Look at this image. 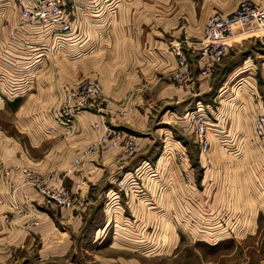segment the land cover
I'll return each mask as SVG.
<instances>
[{
	"label": "crops",
	"instance_id": "1",
	"mask_svg": "<svg viewBox=\"0 0 264 264\" xmlns=\"http://www.w3.org/2000/svg\"><path fill=\"white\" fill-rule=\"evenodd\" d=\"M238 1L75 0L78 10L73 14L72 31L57 39L58 35L53 36L49 29L41 30L36 23L20 21L12 0L0 1V5H5L0 12V101L1 98L3 101H17L14 108L0 109V117L4 114L8 117L6 127L0 124V264L57 262L74 243L73 239L79 238L86 223H91L88 227L91 226L93 241L102 240V234L111 228L109 247L121 250L124 249L121 246L126 244L142 245V233L135 236L133 233L146 227L152 233L159 229L157 213L160 212V199L165 198H168V211L164 217L174 209L176 198L184 200L187 197L190 200L186 205L191 206V213L187 216L193 217L194 221L201 218H198L201 216L196 210L198 207L204 213L202 218L214 222L213 215H217L224 204L227 207L223 212L225 217L221 219L225 221L227 215L231 216V225L237 224L235 228H251L256 216L264 215L261 145L258 140L253 145H246L243 139L246 134L255 139L254 118L263 107L259 96L250 94L248 99H242L233 95L231 99H218L220 105L214 106L213 113L216 125L207 133V137L212 136V130L224 136L231 134V141L224 144H212L208 138L211 151L217 146L230 160L238 161L236 153L243 157L245 151H249L247 158L250 163L247 164L253 170L248 175L251 190L243 193L239 184L244 180L240 168L233 170L237 175L236 189L229 191L225 184V174L229 173L228 157H220L219 160L207 157L196 161L202 168L198 189L192 187L196 192L191 188L189 192L175 193L173 188H167L162 193L164 198H160L151 181L168 180L173 187V183L180 181L181 173L192 175L196 167L190 161L185 146L171 142V139L165 141L172 138L166 130L156 156L137 161L133 157L138 152L125 157L121 145L109 148L106 143L98 142L99 135L108 132L105 127L112 101L179 103L183 100L188 103L208 89L206 76L196 73L195 77L191 73L196 65L193 49L198 47L207 16L230 13ZM175 42L183 46L188 64L187 74L180 82L171 78L176 64L169 47ZM93 54L102 59L98 66L104 73L98 74L97 78L100 94L91 106L74 112L72 126L66 129L54 122L52 112L64 100L72 80L81 75V68L78 63L48 61V58L58 56L75 61ZM95 64H92L93 68ZM216 66L210 73L212 76ZM239 66H231V75ZM253 66L250 63L244 68L250 70ZM33 88L34 91L29 93ZM222 100L225 103H221ZM204 104L209 103L195 100L193 107H204ZM224 104H235L230 111L235 119L231 126L224 116L227 115ZM246 111L247 114L244 113ZM169 118L173 116L169 115ZM240 118H245V121ZM178 120L185 131L184 121ZM241 123L246 124L241 126ZM233 134L237 138L232 137ZM179 148L184 149L187 155L183 164L175 162L173 150ZM22 168L34 172L49 187L58 184L67 188L77 187L84 197L85 207L72 210L47 205L41 193L24 182ZM135 168L139 173L134 187L144 186L146 195H140L136 188L131 191L127 202L122 195L120 202H116V179L132 173ZM186 169L188 173L184 172ZM191 195L196 202L191 200ZM141 198L150 199L151 208L145 206ZM9 199L16 201V209L9 208ZM194 205L196 208L192 207ZM99 212L103 216L101 225H97ZM168 219L171 222L177 220L174 216ZM129 224H133L131 230ZM99 258L101 263H105L111 256L100 255ZM114 259L127 261L121 256Z\"/></svg>",
	"mask_w": 264,
	"mask_h": 264
},
{
	"label": "rangeland",
	"instance_id": "2",
	"mask_svg": "<svg viewBox=\"0 0 264 264\" xmlns=\"http://www.w3.org/2000/svg\"><path fill=\"white\" fill-rule=\"evenodd\" d=\"M4 7L5 5H0V12H3L2 10ZM240 32L249 33V35L250 33H254L250 31H242V29L234 31L235 34ZM229 42L232 43V48L223 58L225 60L227 59L226 61L228 62L224 63V60H222L221 63L223 64L219 63L216 66L215 75L212 76L210 74L206 76V85L208 89L202 94H199L194 101H192L193 99L191 101L188 100V103L183 100V102L181 101L179 103L164 101L140 102L135 100L131 102L112 101L111 107L108 108L109 111L106 110L108 111L106 126L118 130L117 133L132 139L137 143L138 151L136 150L133 154L138 153L133 157L134 161L144 157L152 158L156 156L158 151H160V144L163 142V131L166 130L168 133L172 134V138H167L165 141L171 139V142H177L179 145L185 146L190 161L193 165H196L191 175L193 177L192 183L193 186H195V190H197L200 185V174L202 170L196 161L198 158H201L203 161V159L207 157H216L215 160H219L220 157L221 159L228 157L226 161L229 163H227L229 173L225 174V184L230 188L229 191L236 189L237 175H234L233 170L238 168H240L244 179L243 182L239 183L240 190H242L243 193L244 190L248 191L250 189L248 175L252 174L253 170H250V165L247 164L250 163V159L247 158L249 151L246 150L243 157L241 154L236 153L239 159L238 161L230 160L231 158L228 155H225V153L219 148H216L217 146H215L213 151H211L210 148L207 152L199 153L196 146H194L191 137L187 134L186 130L184 131L181 128L178 120L180 119L179 115L186 108L194 109L193 106L195 100L202 103L208 102L214 107L215 105H220L217 102L218 99L224 97L231 99L233 95L236 97H242V99H248L247 96L251 94L256 97L259 96L264 107V45L252 36L246 37L237 43H234L231 39ZM96 55L97 54L85 56L84 58L75 61H70V59L60 58L58 56H49L48 61H64L69 64L78 63L77 66L81 68V75L73 79L72 82L70 81L71 83L80 79H93L97 82V78L100 74H103L104 71L101 69V66L100 68L98 66L102 59L99 55ZM93 63L97 64H95V69L93 68ZM250 63L254 64L253 69L252 67H250V70L244 68ZM236 64H240V66L238 67V70L233 71V75H231L232 72L229 70L232 68V65ZM197 71V67L195 66L191 73L196 77ZM116 81H118V79H116ZM108 84L112 85V83ZM32 91H34V88L29 93ZM221 103H225V101L222 100ZM16 104L17 101H8L6 99L3 101L1 98L0 109L14 108ZM183 105H185L186 108L183 107ZM224 105L227 110V115L224 116L227 118L226 120L228 121L229 126H231L235 119L232 117L230 111L234 109L233 107L235 104ZM244 113L247 114V111ZM169 115H172L173 118H169ZM210 119L212 122L211 128H213L216 125L214 121L216 118L211 115ZM240 119L245 121V118ZM7 121L8 117L6 114L0 117L1 125L6 127L8 124ZM245 124L241 123V126H245ZM111 133L115 132L111 131ZM158 133H160V136ZM210 134H212V136H209L212 144H214V142L216 144H224L225 142L231 141V134L224 136L213 130ZM232 137L237 138L234 134ZM243 139L246 141L244 143L246 145L248 143L253 145L255 140L257 141L256 138L254 139L251 135L249 136L247 134ZM165 155L169 157L168 153H165ZM127 167H129V165ZM172 167H174V165ZM176 167L182 166L176 165ZM249 183L251 184V182ZM162 184V190L159 195L160 198H164L162 197V193L163 191L166 192L167 188H173L172 190H174L175 193H182V191L189 192L192 188L188 189L180 181L173 183V187L168 180H163ZM195 190H193V192H196ZM170 191L171 190L168 192ZM99 192L101 191L99 190ZM191 197V200L196 202L193 195H191ZM240 199L242 198L240 197ZM160 201V207L158 208L160 212L157 213L159 229H155L152 233L147 230V227L145 226V229H139L135 231L136 233L131 231L134 236L142 233L144 244H126L121 246L124 249H114L112 246H108L111 228L108 229V233L106 232L105 234H102V240L93 241L91 240L93 236L91 233L92 230H90L91 226L88 227L91 223H86L85 228L82 226L79 238H74V243L68 248L67 252L64 253L63 256H59L60 260L50 264H264L263 214H258L256 216L251 228L242 229L235 228L237 227V224L234 227L231 225V216L229 217V215L226 216L228 218L225 221L221 219L222 216L225 217V213H223L226 212L224 210L227 207L225 204L224 208L221 206L219 210L220 212L217 213V218V215H213L215 221L211 222V220L206 217L202 218L203 215L198 216V218L201 217L199 221H194L195 219H193V217L191 218L187 216L191 212H186L183 207V202L186 201L188 203V201L186 199L183 200L182 198H176L173 206L174 209L172 208L170 215L168 213V215L164 217V213L167 214L168 211V198L160 199ZM188 205L191 207L190 204ZM145 206L151 208L150 199L145 203ZM172 216L177 218L176 222L169 221L168 218H172ZM98 217L99 220L97 225H101L103 223V216L100 212ZM167 221H169V224L166 223ZM205 222H208L209 225H206ZM131 225H128L129 230H131ZM98 233L99 231L96 235H98ZM129 237H132L131 234H129ZM132 238L135 239V237ZM128 241L132 240L128 239ZM101 250L103 252H101ZM114 251H117L118 253L115 254ZM96 254H98V256H96ZM100 255L103 257L111 256V259L107 260L105 263H101L99 260ZM116 256L127 258V261L119 262L114 259Z\"/></svg>",
	"mask_w": 264,
	"mask_h": 264
},
{
	"label": "built area",
	"instance_id": "3",
	"mask_svg": "<svg viewBox=\"0 0 264 264\" xmlns=\"http://www.w3.org/2000/svg\"><path fill=\"white\" fill-rule=\"evenodd\" d=\"M17 8L20 21L26 23H36L41 30L49 29L52 31L56 39L63 35L66 37L73 28V14L78 10L75 0H12ZM250 31L248 37H253L264 45V0H240L238 1L234 11L221 15L212 13L205 19L198 47L193 49L192 56L195 60L198 76H208L213 68L221 63L227 52L231 48L230 36L235 30ZM169 51L174 57L176 68L171 73V78L176 82H180L187 74L188 64L184 55L183 46L179 42L170 45ZM200 63V64H199ZM23 87L20 88V91ZM100 92L99 84L93 79H80L71 83L66 90L64 100L53 109L52 117L56 124L64 128H70L73 122V114L75 111L89 107L98 97ZM215 113V107L210 104L196 106L194 109H187L179 116L184 121L185 130L192 138L194 145L199 153L207 152L210 148L207 133L211 130V119ZM210 115V116H209ZM214 120V119H213ZM215 122L217 120H214ZM214 123V122H213ZM107 133H101L98 137L99 143H106V147L113 148L116 145L122 146L123 156L129 157L137 150V143L132 139L120 135L118 130L105 127ZM115 132V133H111ZM254 137L261 145V151L264 157V107L256 114L254 118ZM175 162L183 164L187 161V155L184 149H174ZM24 182L32 185L42 195L44 203L49 206H56L65 209H83L85 207L84 197L80 194L77 187L67 188L58 184L54 187L45 185L42 179L32 171L22 168ZM184 172L188 173L186 169ZM139 170L137 168L128 175L120 176L116 179V190L114 196L116 202H120L122 195L127 202L131 195V191L137 180ZM7 174V171L4 172ZM193 177L188 174L181 173L180 182L187 188L193 187ZM154 183L156 194L160 195L162 190L161 180L151 181ZM136 192V191H135ZM140 195L145 196L146 190L144 186L137 188ZM189 202V197L184 198ZM145 203L149 199L141 198ZM183 202V207L187 213L190 207ZM192 203V202H191ZM7 204L10 209H16L18 204L15 200L9 199ZM107 205V202H106ZM193 205V203H192ZM196 205V204H195ZM192 206L196 208V206ZM111 205H107L110 208ZM106 207V206H105ZM199 214L204 213L197 207ZM107 211H111L107 209Z\"/></svg>",
	"mask_w": 264,
	"mask_h": 264
},
{
	"label": "bare ground",
	"instance_id": "4",
	"mask_svg": "<svg viewBox=\"0 0 264 264\" xmlns=\"http://www.w3.org/2000/svg\"><path fill=\"white\" fill-rule=\"evenodd\" d=\"M249 35V33H234V34H232L231 36H230V39H231V41H233L234 43H237V42H239V41H241V40H243L245 37H247ZM229 39V40H230Z\"/></svg>",
	"mask_w": 264,
	"mask_h": 264
}]
</instances>
